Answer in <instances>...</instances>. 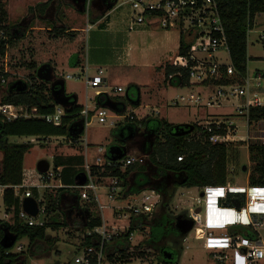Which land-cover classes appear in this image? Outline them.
Returning a JSON list of instances; mask_svg holds the SVG:
<instances>
[{"label":"trees","instance_id":"1","mask_svg":"<svg viewBox=\"0 0 264 264\" xmlns=\"http://www.w3.org/2000/svg\"><path fill=\"white\" fill-rule=\"evenodd\" d=\"M51 1L38 5L36 10L45 14ZM59 1L60 4L63 2V0ZM72 1L77 2V0ZM101 1L107 7L105 13L113 10L115 0ZM216 2L225 28L230 65L217 66L214 75L207 80V83L217 87L227 85L243 86L248 76V34L254 28L256 16L264 14V0H216ZM111 5L113 7L109 8ZM31 10L33 9L31 8ZM103 16L101 15L97 19L92 20V24L94 25ZM7 20L8 11L0 1V57L3 58L8 54L9 49L17 45L20 40L19 32L16 30L20 27L9 26ZM57 20L59 21V19ZM52 28L51 32L53 34H51V37L57 39L65 35L73 37L76 34V32L70 31L65 27L61 28L53 25ZM190 44L188 36L181 34L178 55L187 56ZM80 56L79 54L78 60L73 64L74 68L81 65L82 60ZM193 65L194 63L190 64V66ZM29 67L34 70V74L29 76L28 83L24 82L27 85V89L25 91H18L16 87L11 91L7 90L1 99V105L22 108V112L27 113L30 118H18L9 121L5 117L0 116V154L2 155L0 186L6 188L4 193L6 213H12L13 215L10 221L0 220V264H26L28 255L36 257L49 255L56 244V240L47 234V230L57 231L63 227H68L71 224H68V218L71 217L74 207L72 206L71 210V202L65 205L67 211H64L61 205L69 199L67 197H70L72 200H78L77 190L61 188L56 190V194L49 191H44L40 194L34 189V198L41 200L40 205L45 208V225L41 227H29L18 218L20 198L15 195L14 187L21 185L23 182L24 158L33 149L34 144L11 143L10 139L64 137L68 140L76 141L84 134V124L81 116L83 108L78 104L66 109L60 126H54L42 119L43 117L55 114V103L51 96L50 84L37 79L38 66L36 64H29ZM163 70L166 86L168 84L180 88L190 86V69L166 65ZM6 78H8L7 74L4 75L5 80ZM14 83H10L9 85H13ZM108 99L106 95L99 96L97 107L103 106ZM119 101H125V99L121 98ZM248 116L250 122L264 121V106L249 108ZM136 122L138 129L144 127L145 137L153 134L157 137L146 163L139 168V172L142 173L138 174L135 186L131 187L128 177L136 166H131L124 171L117 169H104L101 171L100 168L93 167L92 173L94 176L99 178L119 177L123 180L124 195H126L127 189L130 187V194L128 196L139 193L140 189L138 191L136 189L148 182L147 174L144 173L147 167L157 170L160 175L181 174L183 178H186L185 183L181 185L184 188L202 189L206 186H223L227 184L228 165L230 161L235 160V158H231L230 148L228 149L223 145L212 146L203 140H190L192 129L196 130L197 128L194 124H191V129L187 132L175 134L172 131L175 125L165 119L147 117ZM124 126L125 124H120L116 127L115 136H120V129H123ZM179 157L183 158L180 162H178ZM107 158L110 159V156H107ZM76 159L78 158H69L63 165L59 163V158L55 159V168L64 166L62 174V184L64 186H74L75 178L79 174L85 173L83 167L79 170L73 169L75 166L73 162ZM249 162L251 167L248 185L250 187H264V146L259 143H252L249 146ZM158 193L160 194V192ZM66 195L68 196L66 197ZM169 205V201L162 203L159 213L157 215L153 214L149 219L143 216L132 219L131 231H143L147 225L150 233L149 241H145L133 248V258L153 257L164 264H179L177 258L180 252L169 247L167 242L171 238H182L183 241L184 238L176 231V216H170L165 212V209ZM79 211H82L80 215L81 221L74 223V227H82H76L77 229L86 232L101 225L100 217L93 214L88 208ZM6 231L16 238V243L22 242L24 239L28 240V250L21 253H11L15 246L9 249L2 246L1 241ZM236 233L250 239L257 238L251 229L239 228ZM116 240L114 252H118L121 256L117 260L131 258L130 255H127L128 248L130 247V243L127 241L128 235H123ZM92 244L93 242L88 239H81V246H90ZM39 246L44 248L41 252H37Z\"/></svg>","mask_w":264,"mask_h":264},{"label":"built area","instance_id":"2","mask_svg":"<svg viewBox=\"0 0 264 264\" xmlns=\"http://www.w3.org/2000/svg\"><path fill=\"white\" fill-rule=\"evenodd\" d=\"M91 0H87L86 11L90 10ZM114 10L118 12H127V32L129 34L139 32L144 28L153 26L165 32L177 31L178 34H186L190 40V50L187 56L177 54L170 63L173 67L190 69V84L196 85L207 82L214 75L218 64H212L209 61L217 52L227 50V40L225 28L219 13L216 0H116ZM264 42V35L260 36ZM202 55V57H200ZM205 56V57H203ZM194 63L193 66H190ZM89 66L82 68L76 75H67L66 79H82L86 90L100 88L105 83V70L97 69L94 75L90 74ZM0 65V83L6 84L4 75H6ZM251 80L257 89H264V70L255 71ZM118 92L122 88L117 89ZM234 98L242 103L234 104L237 115L245 117L247 123V136L240 141H244L249 147L252 143H259L264 146V121L250 122L248 112L249 108L262 106L256 95L250 96V82L245 79L243 86L227 85L218 86L214 97L207 103V108L221 106V101H229ZM87 99L88 96H87ZM191 102L200 103L196 96H190ZM243 100V101H242ZM66 109L56 105L55 114L43 117L48 123L54 126H60L62 118L65 116ZM0 116L12 121L18 118H30L27 113L22 112V108L1 105ZM84 129L94 118L100 124H107L116 128L120 124H125V120H135V117L129 115L118 116L112 110L93 105L89 103L83 106L81 111ZM116 119H120L117 121ZM121 121V122H120ZM251 130L253 135H250ZM190 140H203L212 146L231 147L239 142L238 126L233 119H221L198 125L196 130L192 129ZM68 140V139H67ZM79 140H68L70 144H77ZM100 156L96 158L94 165L86 163L84 166L87 181L83 186H64L61 182L62 170L49 168V170L36 176L31 172H24V178L21 185L14 187L15 195L22 201L24 198H33V190L42 194L44 191L53 189L68 188L78 191V200L82 203L96 204L101 219V225L93 230H87L82 236L83 240L93 242L90 246H81L77 244L76 252L72 260L60 264H164L157 259L153 262L150 258H133L132 246L134 236L138 231H131V221L134 218L143 216L151 218L161 204V195L152 190H144L140 200H134L124 207H108L100 203L98 190L101 188V182L108 180L107 199L110 201L122 198L123 180L119 177L94 176L93 167L104 169H117L124 171L135 165H144L147 155H134L127 153L119 161H112L104 157L102 146L98 148ZM183 158L179 157L178 162ZM57 183V184H55ZM200 195L196 198V204L189 206L190 216L194 222L191 232L184 238V242L192 237L202 241V247L212 257L217 264H262L264 260V245L262 244L258 233L264 229V187H237L229 183L223 186H206L198 189ZM137 193V194H139ZM137 194H132L137 195ZM201 194H203L201 196ZM131 196V195H129ZM127 196L124 199H127ZM231 196V197H230ZM239 200V207L233 205V200ZM39 204V213L36 218L31 217L22 209L20 203L18 218L29 227L44 226L45 219L38 221L40 215L45 217V208ZM85 209L88 207L82 205ZM82 208V207H80ZM204 208V209H203ZM199 210V212H198ZM79 211V210H78ZM110 214L109 221L107 217ZM107 214V215H106ZM7 221L11 220V215L6 214ZM236 228L251 229L257 236L255 239L246 238L237 233H231ZM128 235V256L131 258H121L118 252H114L115 242L119 237ZM11 253H21L25 247L21 242H15ZM111 258V259H110Z\"/></svg>","mask_w":264,"mask_h":264},{"label":"rangeland","instance_id":"3","mask_svg":"<svg viewBox=\"0 0 264 264\" xmlns=\"http://www.w3.org/2000/svg\"><path fill=\"white\" fill-rule=\"evenodd\" d=\"M1 3L5 6V9L8 11V20L7 23L9 26H19V29H16L19 32L20 40L14 47L9 49L8 54L3 58L0 57V65L2 69L7 72L8 78H6V84L4 90L7 89L8 84L13 82L22 81L25 83L29 82V76L34 74V70L29 67V64H36L38 68L44 64H51L55 70V75L58 77H63L65 80V88L67 94H74L78 98V105L83 106L84 104L89 103V106L92 107L94 103L95 96L99 93L96 89L86 90L85 84L82 79L72 78L66 79L67 75H78L82 68L69 69L67 67H60V65H66V62L69 56L76 50L80 49L81 44L79 41L69 40L68 38H55L51 37L53 32H49L48 29L52 28L53 25L56 27L63 26L68 29L74 30V28L80 27L82 24L87 26V23H90L92 28L84 36L85 37V50L86 56L84 61L89 59L93 61L96 55H99L101 52L110 51L112 49L110 37H103L99 34V27L92 24V20L97 19L99 16L104 15L106 6L100 2V0H91L90 10L85 13L78 11V5H74L72 0H0ZM51 1L49 7L46 9L45 14H42L36 10V7L39 3ZM81 6V4L79 5ZM31 8L33 10H31ZM118 16L117 12H113L107 20L111 22L112 18L116 19ZM57 18H60L61 21H58ZM111 19V20H110ZM106 21V22H107ZM114 21V20H113ZM88 27V26H87ZM156 31L162 33L165 32L161 29L155 28ZM173 34H178L177 31H171ZM140 32L131 33L133 36L132 40L130 39L129 43L132 45L131 58L135 59L137 62L144 63L150 59V56L158 51L159 43L154 38H144L142 40H136V34ZM146 33V32H144ZM94 37L102 38L100 44L94 42L91 38ZM100 35V36H99ZM264 35V14H259L256 16L254 28L248 34V56L250 60L248 61V74L251 76L257 70H264V42L260 40V36ZM98 50V51H97ZM112 52V50H111ZM170 57L165 62H161L158 65L152 67V77L156 83L154 87L150 86L149 92H146L143 88L141 97V107L132 106L127 100V92H129V98L137 100L138 94L132 88L129 79L136 77V80L142 83L149 82L151 77V71L148 69L142 68H131L123 72L115 71L114 67L111 70H105V75L108 78L106 86L101 90L112 97H121L125 98L126 101V110L124 114H129L134 112L135 116L139 120L144 119L146 116L154 117L153 111L159 110L162 113L159 114L158 118H166L175 126L189 122L194 119V116L197 114V108L188 106L187 101H179V105L175 106V100L177 97L185 96L186 98L190 95L188 90L180 91L176 88H169L164 94L157 93L156 88L164 90L167 88L165 85V76L163 68L166 65H170L172 59L177 56L178 51L175 50L173 53H169ZM214 62L228 65L230 63L229 54L227 50H222L216 56ZM94 65H89L90 74L94 75L97 69L101 67H106L103 63H99L98 60L94 59ZM92 63V62H91ZM58 67V68H57ZM162 68V69H161ZM107 69V68H106ZM253 76V75H252ZM111 77V78H110ZM120 85H122V92L115 91ZM217 88V87H216ZM213 88V89H216ZM130 89V91H129ZM211 91V96L213 97L214 90ZM218 90V89H217ZM201 92L200 97L203 99L202 103H205L210 95H203ZM207 93V91H206ZM87 96L89 99H87ZM131 96V97H130ZM3 94L1 93V98ZM242 103L237 101L234 98H230L229 101H221V106L213 107L209 109L210 114L215 115H228L235 114L234 104ZM148 104V105H146ZM150 104V105H149ZM159 108V109H157ZM206 110H201L199 112L200 116L204 118ZM119 117L120 114H116ZM162 116V117H161ZM226 116H223V119ZM147 118V117H146ZM227 118V117H226ZM119 121L120 119H116ZM121 122V121H120ZM239 125V137L246 136V120L241 119L237 122ZM114 127H110L107 124L98 123L97 119L94 118L90 125L85 129V133L80 137L77 144H70L67 138H53V139H29V138H11V143L17 144H34L33 149L26 155L24 160L25 172H33L38 175L37 165L40 161L46 160L49 162L50 167L54 168L55 157L63 160L68 158L73 154L82 153L85 154V150L88 156V162L90 164H95L97 154V149L102 146L104 149V154H108L109 149L118 142L117 136H115ZM250 135H253L251 130ZM143 135H139L133 141H130L129 147L133 150L140 149L144 142L147 140L144 139ZM78 152V153H77ZM231 158H235L236 165L239 168L243 164H248L249 156L247 149L242 147H237L234 149L231 148ZM134 154H137L136 151ZM100 156V154H99ZM1 158L0 154V170H1ZM85 166V164H84ZM251 167V164L247 165ZM136 168V167H135ZM246 175L241 173L238 177L231 176L229 180L230 184L237 187H246ZM57 184V183H55ZM179 191L170 201V205L165 212L170 216H179L183 215L189 217L190 211L189 206L191 204H196V198L200 195L199 190L196 188L189 189L184 187H179ZM49 192L56 194V189L50 190ZM143 193V192H142ZM142 193L137 195H131L127 199L117 198L116 200L110 201L107 199V189L103 187L99 188L97 194L100 200V203L108 207H124L129 203H133L134 200H140ZM68 204V203H67ZM66 201L61 205L64 211H67L65 207ZM83 205L90 207L93 214H97V205L83 203ZM160 207V206H159ZM158 207V208H159ZM158 208L154 214H158ZM204 209V208H203ZM161 210V208H160ZM5 210L3 207H0V218L4 217ZM108 214V213H107ZM106 214V215H107ZM99 215V213H98ZM110 219L109 221H114L111 219L110 214L107 215ZM44 215L38 217V221L43 220ZM81 221L79 215L76 212H73L71 217L68 218V227H63L57 231L47 230V234L51 238L56 240L55 246H53L49 255L43 257L36 256H27L26 264H57V263H66L75 255L76 245L81 242L82 236L85 231L80 228L82 226H75L74 223ZM73 225V226H72ZM76 225V224H75ZM149 228L146 225L143 231H137L132 246H139L145 241H149ZM25 247V252L28 250V240L24 239L21 242ZM203 242L198 241L192 237H189L186 242L182 238H171L168 240L167 245L176 251L180 252L179 257L177 258L180 264H217L211 257V255L203 249ZM183 248V250H182ZM44 248L39 246L37 252H41ZM156 260V258L153 259ZM264 264V263H262Z\"/></svg>","mask_w":264,"mask_h":264},{"label":"crops","instance_id":"4","mask_svg":"<svg viewBox=\"0 0 264 264\" xmlns=\"http://www.w3.org/2000/svg\"><path fill=\"white\" fill-rule=\"evenodd\" d=\"M42 3H45V2H42ZM42 3H39L38 5H40ZM73 4L76 5L75 3H73ZM106 9H107V7H106ZM114 11L118 13V16H116V19H113L112 18V20L110 19L111 22H108L107 21V20H109L108 17ZM127 17H128V15H127V12L126 11L118 12L117 10H114V8H113L112 11H110L108 13H104V16L102 17V19L98 20L94 24L95 26H98L99 27V34L100 35H103V37H110V38H107V39H110L111 46H112V49H110V51H108V53L101 52L99 55H96L95 57L98 60V62L101 61L99 63H103L106 66L104 68L101 67V68L105 69L106 71L109 70V69L111 70V68H113V67H114L115 71H117V72H123V71H126L127 69H131V68H142V69L144 68V69H148V70L151 71V77H152V71H153L152 70V67L154 65H158L161 62H165V60L167 61L168 60V57H170V54L169 53H173L175 50H177V51L179 50V46H180V34H173L172 32H162V33H160L158 31H156V29H155L154 26H153V28L152 27H147V28H144L141 31H139L140 33L136 34V40H142L144 38H151L152 37L160 45L159 48H158V51L155 52L153 55H151L150 56V59L148 61H146L144 63H140V62H137L135 59L131 58L132 45L129 43V41H130V39L132 40L133 36L127 32V21H128L127 20ZM57 19H59V21H61L60 18H57ZM61 23H62L61 28L65 27V26H63V22L62 21H61ZM87 26L82 24L80 27H77L76 26L74 28V30L69 29L70 31L76 32V34L73 37H70L68 35L63 36V38H68L69 40L79 41L80 44H81V47H80V49L74 51L69 56V58H68V60L66 62V65H64V66L63 65L62 66L60 65V67H62V68L67 67L69 69H76V68H83L84 66H86L88 64L89 65H94V62H97L96 60L94 61L95 57H94L93 61H91L92 59L91 60L89 59L88 61H84V57L86 56L85 43H84L85 42V37L84 36L92 28V26L90 25V23H87ZM52 30H53V28L48 29L49 32H51ZM144 32H146V33H144ZM91 39L94 42H98L97 45L100 44V42L102 40L101 36H100V38H98V37L95 38L94 35L92 36ZM111 50H112V52H111ZM221 51H219V52H221ZM219 52H217L216 54H214L213 55V58L209 62L212 63V64L225 65V64H221V63H218V62L216 63V62L213 61L214 59L217 58L216 56H217V54ZM79 54L81 55L80 58L82 60V63H81V65L79 67L74 68L73 67V64L78 60ZM200 57H202V55ZM203 57H205V56H203ZM248 58L250 60V57L249 56H248ZM228 65H230V63ZM54 72H55V70H54ZM252 75L249 76V74H248V76H247V79H249V82H250V96L256 95L257 96V99L259 100V102L261 103V105L264 106V89H257L255 87L254 82L251 80ZM56 78L59 79L61 77L56 76ZM105 78H106L105 79V83L100 88H97L96 89L97 91H99V93L95 96L93 105H95V106L98 105L97 104V100H98V97L99 96L106 95L109 98L108 100L114 102L116 104V106H117V110L116 111H113L114 113L120 114L121 116H125V117H127L129 115H132V116L135 117V120H133V121H130L129 119H126L125 120V126H124L123 129L131 128V131L127 132V130H125L123 132L122 140L125 138L123 140V144H122V142H119V140H118V142L116 144H114V145H120V146L127 147L128 150H129L128 153H131V154H134V152L136 151L137 154H134V155H142V154L143 155H147V154L149 155L151 153V149H152L151 143H150L151 142V140H150V136L151 135L148 136V137H145L144 136L145 135V129H144V127L143 128L140 127L139 129H138V127H136V123H137L136 121H139V119L137 118V116H135V113L133 111L130 112L129 114L122 115V114H124V112L126 110V104H125L126 101H119V100H121V97H112L109 94L101 91L106 86V83L108 82V78H107L106 75H105ZM154 81L155 80H153V77H152V79L149 82H145V83H142V82L137 81L136 80V77H133L132 79L130 78L128 82H130L131 84H133L131 86L135 90V92H137V94H138V98H137L138 101L137 100H133L132 98H129V95H130L129 92H127V94H126L127 95L126 100L132 106H134V107H141L142 106V104H141V97H143L142 96L143 95L142 92L144 90L146 92H149L150 86L154 87V85L156 84ZM10 86L11 85L8 84L7 89L4 90L5 85L4 84L2 85L0 83V91H1V93L4 95L6 93V91L9 90ZM121 87H122V85H120L118 88H121ZM216 87L217 86H211V85H209L207 82H204V83H201V84H196V85L190 84V86L189 87H186V88L173 87L170 84H168V86H167L166 89L159 91L156 88V91H157V93L160 94V93H163V92L165 93L169 88H176V89H179L180 91L188 90L190 92V95L187 98L185 96L177 97L176 100H175V103H174V105L177 106V105H179V101H187L188 100L187 101L188 102V106H190V107H187V108H191L194 105H195L194 107L197 108V111L198 112L194 116V119L193 120H190L189 122L182 123V124H189V125L194 124V125L198 126V125L206 124L207 122L221 120V119H223V116H226L227 117V118L225 117L224 119H233V120L236 121V123L239 120H241V119H245V117H242V116L237 115V112L236 111H235V114H228V115H223V116L222 115L219 116V115H215V114H210L209 113V109H211V108H207L205 105L212 98V96H211L212 89L213 88H216ZM143 88H144V90H143ZM117 89L115 91H117ZM217 89H218V87L216 89H213L214 92L212 93V95L214 94V96H215V94L217 92ZM200 90L203 91V93H202L203 95H206V96L207 95H210V97L206 100L205 103H202V100L203 99L200 97L201 95H197V94H201V92H198ZM122 91H123V89H122ZM122 91H120V92H122ZM129 91H130V89H129ZM206 91H207V93H206ZM191 95H194V96H196V98H199L200 99V103L198 105L195 104V102H191V100H190V96ZM118 98H120V99L118 100ZM77 104H78V102H77ZM146 105H148V104H146ZM55 106H56V104H55ZM83 106H81V107L83 108ZM101 107H103V106H101ZM157 109H159V108H157ZM201 110H206V112H205L206 114L203 115V116H205L204 118L199 117L200 116L199 112ZM153 113H154L155 116L154 117H151V118H155V119H165L169 123H171L168 119H166L164 117L163 118H158L157 117L159 114L162 115V113L160 112V109L159 110H156L155 109L153 111ZM146 117H148V116H146ZM171 124H173V123H171ZM179 125H181V124H179ZM237 126H238V132H239V125L237 124ZM245 128H246L245 133H246V136H247V132H248L247 123H246V127ZM84 133H85V129H84ZM130 135H132L133 137L127 139L128 136H130ZM139 135H143L145 137L144 139L147 140V141L144 142V145H142L140 147V149H136L133 152V150L129 147V143H130V141H133L134 139H136ZM153 135H155V134H153ZM246 136L239 137L238 138L239 142L234 143L229 148L231 149L233 147L234 149H236L238 146L239 147H242L244 149H247L248 156H249V147H247L246 142L240 141V140H243ZM156 137L157 136L155 135L154 142L156 140ZM53 138H63V137H51V138H48V139H53ZM29 139L31 140L33 138H29ZM35 139L36 138H34V140ZM117 139H120L119 136H117ZM148 144H149V148H148ZM97 153H98V149H97ZM26 155H25V157H26ZM97 155L99 156V153ZM148 155H147V157H148ZM107 156H109V153L108 154H106V153L104 154V157H107ZM72 157L78 158V159H76L75 162H73V164L75 165L73 167V169H75V170H79L80 168L82 169V167L84 168V164H86V163L90 164L88 162V156H87L86 150H85V154H83L82 153V150H81V153H79V155L78 154L77 155L76 154H73V155L69 156L68 158H64L63 160L60 159V162L59 163H62L61 165H63L64 163H66V161L69 158H72ZM55 158H57V157H55ZM24 160H25V158H24ZM81 163H82V165L80 166ZM54 164H55V160H54ZM248 164H250V162H248ZM248 164H243V165H241L238 168L237 165H236V161L235 160L230 161V163L228 165V182L227 183L230 184L229 180L231 179V176H233V177L236 178V177L240 176L241 173H244L246 175L247 186H249L248 185V178H249V175H250V167L247 166ZM91 165H94V164H91ZM135 166H136V168L134 169V171L128 177V182L130 183L131 187L132 186L133 187L135 186V181L137 179L138 174H141L142 173V172H139L140 171L139 168L142 165H135ZM243 166H247V172H243ZM63 167L64 166H60V167L55 168V165H54V169H61L62 172H63ZM23 169H24V172H25L24 162H23ZM31 173H33V172H31ZM144 173L147 174L148 182L145 185L139 186L138 189H136L137 191L140 189V192L142 191L141 189L144 188V187H147L150 184V182L155 181V180H159L162 177H166V176H169V175H172L173 174L172 173V174L160 175V173H158L157 170H154L151 167H147V170ZM61 182H62V179H61ZM108 184H109V181L108 180H105V181L101 182V186L102 187L104 186V188H106L108 186ZM230 185H232V184H230ZM179 187H181L180 184H175L168 191L167 196H165L166 195L165 193L163 195H161V197H162L161 198V204H160V207L158 208V211H160V208H161L162 203H164L166 201H169L170 202L171 200H173V198L175 197V195L179 191V189H178ZM145 189L146 190H149V188H145ZM190 189H193V188H190ZM196 189L198 190L199 188H196ZM5 190H6L5 187H1L0 186V207H3L4 210H5L4 217L0 218V220L7 221V219L5 218V215L7 214L6 213L7 211H6V207L4 205V193H5ZM129 191H130V187L127 189L126 195H124V193L122 194V198L123 199L126 198L128 196V194H130ZM173 191H175V192L173 193ZM67 196L68 195H66V197ZM170 196H172V198H170ZM67 198H69V199L66 200V204L67 203L69 204V203L72 202L71 205H70L71 210H72V206L74 207L73 210H72V212H76V214L80 216L81 213H82V211L80 212L78 210L85 209L82 206L83 203L82 202H79V200H76V199L72 200L70 197H67ZM23 200L20 201V203H22ZM80 207H82V208H80ZM88 209L91 211V208L90 207H88ZM78 212H79V214H78ZM10 215H11V217H13L12 213H10ZM96 216L100 217L98 215V213L96 214ZM237 229H239V228H236L234 230H231V233H236ZM258 236L260 237V240H261L262 244L264 245V229L261 230L258 233ZM262 263H264V260H263Z\"/></svg>","mask_w":264,"mask_h":264},{"label":"water","instance_id":"5","mask_svg":"<svg viewBox=\"0 0 264 264\" xmlns=\"http://www.w3.org/2000/svg\"><path fill=\"white\" fill-rule=\"evenodd\" d=\"M79 2L80 3L76 4V1H73V3H75L76 6L78 5L77 6L78 11L81 13H84L86 11L87 0H79ZM115 3H116V0H115ZM80 4L81 6H79ZM112 7H113L112 5L109 6V8H112ZM37 79L41 82L50 84L51 96L56 105H59L63 107L64 109H68L77 104L78 102L77 96L74 94H67L66 88H65V80L63 78H59V79L56 78L54 69L52 68L50 64H44L38 68ZM16 87L18 91H25L27 89V85L24 82L18 81V82H15L13 85H11L9 90L11 91L12 89ZM0 104H1V91H0ZM103 108H108L112 111L117 110L116 104L110 100H106V102L103 104ZM189 129H191V125L181 124V125H176L175 127H173L172 131L175 134H178L179 132H187ZM125 130L129 132L131 131V128L121 129L120 136H123V132ZM131 137L133 136L130 135L128 136L127 139ZM154 139H155V135H151L150 136L151 147H153L154 145ZM128 152L129 150L125 146L113 145L109 149L108 153L112 161H119L122 158H124ZM49 168H50L49 162L46 160H42L37 165V172L40 174H44L49 170ZM243 172H247V166H243ZM86 181H87V176L84 173L79 174L75 179V183L78 186H83L86 183ZM163 181H167L169 187H172L175 184H180V185L184 184L186 181V178H183L181 174H172L166 177H162L159 180L150 182V184L147 187H144L141 190L144 191L146 190L145 188H149V190L160 192V194L163 195L164 192L162 191L160 187V183ZM174 192L175 191H173V193ZM202 195L203 194H201V196ZM165 196H167V194ZM170 198H172V196H170ZM233 205L238 208L240 205L239 200L237 199L233 200ZM22 209L24 212H26L31 217L36 218L39 213V204L35 198H25L22 202ZM193 227H194V222L192 219H189L183 215L176 216L175 228L181 237L185 238L191 232ZM15 242H16V238L10 235L8 231H6L1 241L2 246L9 249L13 247Z\"/></svg>","mask_w":264,"mask_h":264},{"label":"flooded vegetation","instance_id":"6","mask_svg":"<svg viewBox=\"0 0 264 264\" xmlns=\"http://www.w3.org/2000/svg\"><path fill=\"white\" fill-rule=\"evenodd\" d=\"M101 2H102V4H104L103 1H101ZM78 3H80L79 0H77L76 4H78ZM119 138H120V139H118L119 142H122V141H123V140H122V136H119ZM150 179H151V178H150ZM160 187H161L162 191H163L165 194H167L168 191L171 189V187H169L167 181H163V182H161V183H160Z\"/></svg>","mask_w":264,"mask_h":264}]
</instances>
